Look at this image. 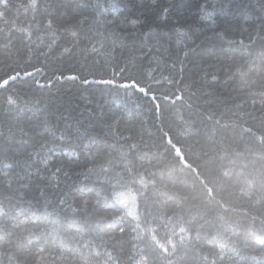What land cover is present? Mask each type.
<instances>
[{
  "label": "trees",
  "instance_id": "16d2710c",
  "mask_svg": "<svg viewBox=\"0 0 264 264\" xmlns=\"http://www.w3.org/2000/svg\"><path fill=\"white\" fill-rule=\"evenodd\" d=\"M27 2L9 0L0 19V77L42 69L15 85L18 110L5 103L13 90L0 89V159L14 165H0L6 210L0 264H264V39L257 38L264 36V0H71L79 11L69 15V0L17 7ZM208 11L214 22L200 19ZM75 15L87 18L78 48L101 39L112 48L115 40L111 64L135 61L130 74L137 78L154 72L163 83L154 86L156 101L53 76L54 70L73 74L78 63L97 77L114 71L79 52L61 59L58 47L40 55L52 46L50 33L74 23ZM28 25L30 39L23 33ZM178 27L187 35L178 37ZM139 47L152 50L151 69L147 60L139 64ZM173 92L183 94V103L164 99ZM179 112L191 121L188 135L174 119ZM161 128L171 132L172 144ZM21 129L27 144L17 142ZM128 137L134 151L124 143ZM41 143L50 147L41 150ZM34 151L50 161L47 169ZM55 167L69 176L53 179ZM59 199L68 202L63 212ZM84 199L87 214L73 218L69 205Z\"/></svg>",
  "mask_w": 264,
  "mask_h": 264
},
{
  "label": "snow or ice",
  "instance_id": "6c2138e0",
  "mask_svg": "<svg viewBox=\"0 0 264 264\" xmlns=\"http://www.w3.org/2000/svg\"><path fill=\"white\" fill-rule=\"evenodd\" d=\"M152 3L155 5L156 0H152ZM39 5L38 0H28V2L25 3H19L17 4L18 8H35ZM9 7V0H0V19L4 18V12L2 9L8 8ZM172 8L176 9L177 11L180 8V5L178 3H173ZM112 10L116 11L115 5L113 4ZM79 11V5H73L71 3V0H69V4L65 6V12L64 15H69L71 13H78ZM170 12V8L165 7L163 8V13L168 14ZM215 15V12L208 11L204 13L203 15L200 16L201 20L205 21H213V16ZM72 19L75 21L74 23H69L65 29H57L55 32L50 33V35L54 36L55 39L52 40V46L47 48V51L40 53V55L43 56H49L51 53L55 50L56 47H58V52H59V57L61 59L65 57H71L73 56L76 52H79L82 56V59L84 61H87L91 59L95 64H99L101 60L103 59L105 63L108 64L109 67L114 68V71L112 73V76L105 77L104 75H100L97 77L96 71L93 70L92 68L89 67L87 63H78L77 65H74L73 68V74L68 75L65 77L63 73H61L59 76H57L56 71H53V76L58 78V79H70V80H81L82 83L85 84H95V85H105V86H111V89H115L116 91L119 90H124L125 94H127L129 91H132L133 93H139L142 95L143 98H150L151 101H156L158 99L157 94H156V87L154 86H163L162 81L158 80L156 78V75L152 71H142L140 78H137L136 76L131 75L130 73L136 70V63L133 60H128L125 61L123 65H112L111 60L114 59V52H115V43L116 41L113 40V47L109 48L106 45L105 39H101L97 42H89L86 44L84 47H79L80 45V37H81V32L84 29V25L87 23V18L83 17L82 15H75L72 17ZM214 22V21H213ZM139 23V20L137 18H133L131 20V25L136 26ZM46 27L52 28L53 27V22L49 18L46 23ZM178 37H184L187 35V32L183 28H176L175 29ZM23 33L25 34L26 38H30L32 33L29 30L28 27H25L23 29ZM103 35V34H100ZM109 37L114 36V33H109ZM64 36L67 37V39L61 43L60 37ZM128 36H133L134 33H129ZM258 39H264V36H259L257 37ZM127 37H124L123 41H126ZM179 42V40H178ZM255 41L250 40L248 43V47H250ZM230 43H237L236 41H231ZM241 46L244 45V41L240 40L238 42ZM139 64L143 67L145 60L149 61L147 64V68L151 69L152 68V50L147 47H139ZM184 56H188V51H184ZM30 63V61H29ZM174 66V65H173ZM34 71H14L11 73H8L4 75L3 77H0V89H3L4 91H8L9 89H12L13 91H8V95L5 97V103L8 107L9 110L12 109H19L21 100L18 98L17 95H15V85L17 83H26L27 81H22L21 76L28 77V76H33L34 72H40L42 69L36 66H33ZM89 76L92 77L91 80H89ZM119 77V79H118ZM167 81L169 84H173L174 80L171 78L166 77ZM213 80H216L217 77L213 76ZM38 86H43L39 85V82H36ZM50 87V85H48ZM110 89V90H111ZM164 99L166 100H172L173 97L177 101H181L183 103L184 97L183 94H177L176 92H173L171 95L168 93L163 94ZM26 103V102H25ZM190 108L191 105H188ZM155 114L158 118H161V121L163 119V110L160 107L159 103L155 104ZM176 122L180 123L183 125L181 135H188L192 132V125L191 121L186 120L184 117L183 112H179L176 114L174 117ZM22 133L21 139L17 141L18 143H23L27 144L28 141L23 139V136L27 135L24 133L23 129L20 130ZM161 132V138L167 142L168 144L173 143V138L172 134L170 131H165L163 128L160 129ZM60 140L64 139V136L61 135L59 137ZM131 140V137H128L125 139L124 143L129 144V149L130 151H134L137 148V145L135 143H129ZM9 142V141H8ZM50 147L48 143H41L40 144V149L41 150H47ZM177 150L178 146H177ZM41 152L40 151H34L33 152V158L37 160L38 163H41L45 166L47 169L50 161L47 158L40 159L41 157ZM0 165H2V168L4 170H12L14 169L13 163L9 162L7 158L0 159ZM99 167L102 168L104 172L108 171V167H104L103 165H100ZM88 172H92L93 169L89 168L87 169ZM62 173L64 177H68L69 173L67 171H64L61 167H55V170L51 173L52 178L55 180H59V175ZM10 173L8 171L4 172V175L7 176ZM68 202L65 199H59L57 201V204L60 206V211H64V205H66ZM71 213H73V218H76L79 216V214H87L89 210V201L84 199L81 200L79 204H76L73 202L72 205H69ZM31 208L29 207L27 210H30ZM21 211H25L26 209L21 208ZM6 214V210L2 204H0V218H2ZM104 217L101 216L99 219H103ZM24 221H22L23 223ZM51 231H56L55 228L51 229ZM124 231L123 228L120 229V232L122 233ZM64 247H68L65 245ZM40 251H43V248L41 247L39 249ZM98 254V253H97ZM109 258H111V253H108ZM83 264H88L87 260L83 261Z\"/></svg>",
  "mask_w": 264,
  "mask_h": 264
},
{
  "label": "rangeland",
  "instance_id": "374dc122",
  "mask_svg": "<svg viewBox=\"0 0 264 264\" xmlns=\"http://www.w3.org/2000/svg\"><path fill=\"white\" fill-rule=\"evenodd\" d=\"M126 10H129V9H126ZM44 15V14H43ZM26 27H29V25L28 26H26ZM211 29V28H210ZM13 30V29H12ZM148 31H150V28H148ZM30 39V38H29ZM171 95V94H170ZM88 144V142L86 143V144H84V146L85 145H87ZM86 148V147H85ZM124 203L126 204V205H128V199L127 198H125L124 199Z\"/></svg>",
  "mask_w": 264,
  "mask_h": 264
}]
</instances>
